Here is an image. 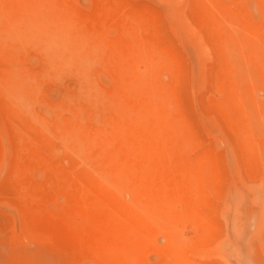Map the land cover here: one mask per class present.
I'll list each match as a JSON object with an SVG mask.
<instances>
[{
	"label": "rangeland",
	"instance_id": "374dc122",
	"mask_svg": "<svg viewBox=\"0 0 264 264\" xmlns=\"http://www.w3.org/2000/svg\"><path fill=\"white\" fill-rule=\"evenodd\" d=\"M0 264H264V0H0Z\"/></svg>",
	"mask_w": 264,
	"mask_h": 264
},
{
	"label": "bare ground",
	"instance_id": "6f19581e",
	"mask_svg": "<svg viewBox=\"0 0 264 264\" xmlns=\"http://www.w3.org/2000/svg\"><path fill=\"white\" fill-rule=\"evenodd\" d=\"M145 251V250H144ZM143 252V251H142ZM121 260V259H120ZM116 262V261H115ZM170 263V262H169Z\"/></svg>",
	"mask_w": 264,
	"mask_h": 264
}]
</instances>
